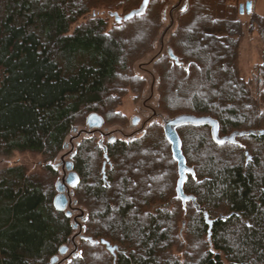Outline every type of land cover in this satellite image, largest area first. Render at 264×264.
<instances>
[{
	"label": "trees",
	"instance_id": "1",
	"mask_svg": "<svg viewBox=\"0 0 264 264\" xmlns=\"http://www.w3.org/2000/svg\"><path fill=\"white\" fill-rule=\"evenodd\" d=\"M187 1L167 41L176 60L166 49L149 63L156 110L166 117L137 137L100 142L77 133L91 114L104 125L118 119L130 84L141 91L145 79L133 66L152 50L167 0H149L120 22L111 13L124 16L142 0H0V156L30 152L44 163L38 172L0 170V264L55 256L58 264H264V135L218 145L208 126L177 127L194 171L183 191L199 210L176 197L164 118L209 116L220 136L264 129V88L252 93L237 66L240 22L223 17L224 0ZM65 154L78 177L72 206L83 212L68 258L74 212L68 218L53 204Z\"/></svg>",
	"mask_w": 264,
	"mask_h": 264
},
{
	"label": "rangeland",
	"instance_id": "2",
	"mask_svg": "<svg viewBox=\"0 0 264 264\" xmlns=\"http://www.w3.org/2000/svg\"><path fill=\"white\" fill-rule=\"evenodd\" d=\"M246 1L224 0V3L218 8L224 13V15L222 14L223 17L227 16L231 19H236L241 24V37L237 48V66L240 76L249 84L250 90L255 94L259 88H264V0H252L251 14H240L238 10L239 4ZM187 3V0H167L165 3L161 11L163 25L153 39L152 50L142 59L136 61L133 66L134 73L145 79V85L139 91L136 83L130 84L121 99V103L114 110L118 114V119L104 125L108 131L114 132L113 135L116 138H129L127 136L133 130L129 125L130 119L134 116H140L142 122L147 120L145 127L153 120L161 122L162 118L166 117L156 110L157 95L155 87L157 76L154 73L153 66L149 63L161 51L167 49V41L177 25L178 13ZM230 14L233 15L231 16ZM122 77L124 78L123 75ZM120 117L122 120H120ZM137 127L139 128L140 126ZM145 127L142 131H144ZM142 131H138L136 134L141 135ZM72 137L74 138L75 136ZM96 137L100 139V135H96ZM102 141L105 142L106 140L103 139ZM65 152H69V149L63 151V153ZM66 156L67 154L62 155L60 162L66 161ZM57 161L59 162V158L55 162ZM19 164L26 166L30 172H38L44 163H42V158L39 154L30 152H13L11 155L0 156V170ZM63 170V166H60L58 177L61 174H63L62 177L65 176L64 174L67 172H63ZM74 208V216L77 217L76 221L79 223V212ZM220 213H225V211L221 209ZM174 250L176 252V249Z\"/></svg>",
	"mask_w": 264,
	"mask_h": 264
},
{
	"label": "water",
	"instance_id": "3",
	"mask_svg": "<svg viewBox=\"0 0 264 264\" xmlns=\"http://www.w3.org/2000/svg\"><path fill=\"white\" fill-rule=\"evenodd\" d=\"M148 2H149V0H142L140 6L137 9L131 10L130 12L125 14L124 16H119L116 12L111 13V15L115 18V20L117 22H120L121 20L130 19L133 16L141 15L145 11ZM252 5H253L252 0H247L245 3H240L239 9H238L239 13L240 14H246V15L251 14ZM167 53L170 56V58L176 60V57H174L172 50L170 48L167 49ZM102 124H103L102 118L96 114H91L86 118V125L88 127L99 128L102 126ZM180 126H193V127L208 126L210 128L211 138H212L213 142L218 144V145H223L225 143H235L237 137L250 136V135L251 136L264 135V129L234 130L230 134L220 136L219 135V125H218L217 120H215L209 116H194L191 114H179V115H176V116L171 117V118H164L163 119L164 135H165L166 140L170 144L172 158L177 163L178 178L176 180V186H175L176 197L181 200L183 206L185 205L186 202L190 201L193 204V206L197 210H199V206L196 203L195 197L192 195H186L183 191V184L187 179V174L193 175L194 171L192 168H190L186 165L185 158H184L182 151H181V141H180V138L176 132V128L180 127ZM82 132L86 133V130H84V129L80 130L77 133V135H79ZM70 142H71V140H70ZM245 156H246V160H249L250 155H249L247 150L245 151ZM63 169H64L63 171H67L68 173L64 174L65 176L56 182V189H57L58 193L56 194V196L54 198L53 204H54V207L58 211L64 212L66 217L69 218L72 216V212H73L72 203L76 204L75 201L72 202L71 189L73 187H75V185L77 184L78 177L76 176V174L74 172L71 171L72 164L69 161L63 163ZM67 187H70L71 189H69ZM66 188H67V192H65ZM74 209L78 210L77 208H74ZM203 215H204L206 222L209 224V226H211V221L208 218V214L206 212H204ZM82 216H83V212L81 211L79 213L78 217L81 219ZM76 220H77V217L74 216L73 217V221H74L73 228L74 229H77L79 226V223ZM81 231H82V228L79 226L77 234L74 235L71 239L73 249L68 253L66 258H68L71 255H73V256L76 255L75 252L77 249V245H76L74 239L77 235H79L81 233ZM80 237L83 239H86L90 242H94V241H92V239L90 237H84V236H80ZM98 242L101 244H104L106 246V248L111 252H113L117 248L116 246L110 245L108 242H106L104 240H100ZM67 252H68L67 246H62L59 248V255L60 256H64ZM56 262H57V264L61 263L57 256L51 258L50 264H55Z\"/></svg>",
	"mask_w": 264,
	"mask_h": 264
},
{
	"label": "flooded vegetation",
	"instance_id": "4",
	"mask_svg": "<svg viewBox=\"0 0 264 264\" xmlns=\"http://www.w3.org/2000/svg\"><path fill=\"white\" fill-rule=\"evenodd\" d=\"M154 113V112H153ZM152 113V115H153ZM147 120H145L144 122H142L141 117L140 116H134L130 119V128H132V132L128 134L127 137L129 138H134L137 137L139 135L136 134V132L138 131H142V129L145 127ZM137 126H140L139 128ZM87 135H100V142L104 139L108 142H113V133L111 131H108V129L106 127H104V124H102L101 127L96 128V127H88L85 129ZM143 132V131H142ZM101 144V143H100ZM69 189H71L70 187H67ZM67 188L65 190V192H67ZM68 255V254H67ZM63 257V256H62ZM67 256H65L66 258ZM61 259V258H60Z\"/></svg>",
	"mask_w": 264,
	"mask_h": 264
}]
</instances>
